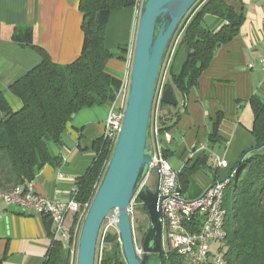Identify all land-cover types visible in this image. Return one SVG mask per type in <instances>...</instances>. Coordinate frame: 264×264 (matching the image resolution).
I'll return each mask as SVG.
<instances>
[{
	"label": "trees",
	"instance_id": "1",
	"mask_svg": "<svg viewBox=\"0 0 264 264\" xmlns=\"http://www.w3.org/2000/svg\"><path fill=\"white\" fill-rule=\"evenodd\" d=\"M138 1L80 0L84 45L79 58L61 66L34 46L32 49L41 57V62L9 86L11 94L21 102V108L13 110L5 93L0 91V192L9 193L32 183L46 165L55 161L50 145L61 143L68 123L80 110L116 100L121 81L106 71L109 61L117 57L106 47L107 24L113 11L135 8ZM234 3L239 0H199L182 21L169 49L171 53L178 39L164 86V89H172L175 97L187 98L198 86L218 49L240 35L245 16L236 11ZM127 52L119 47L118 59H123ZM181 60L184 61L179 73H175L174 66ZM249 104L254 113L252 134L256 146L244 153L237 171L226 179V238L219 250L229 264H264V100L254 95ZM178 108V103L175 107L161 103L157 123L161 136L170 132L181 119ZM221 121L220 115L209 137L211 143L220 140ZM114 146L110 139L98 140L95 159L86 174L76 181L75 199L82 207L88 205L86 214ZM162 149L167 160L173 156V150L163 138ZM211 159L209 154L203 153L194 162L184 165L179 176L183 195L190 191L197 171L212 170L214 183L217 181L218 171L213 169ZM43 218L51 238L44 264H71L70 250L55 239L52 219L47 215ZM195 218L198 217L193 221ZM78 221L79 214H76L72 235ZM104 244L98 264H127L118 233H107ZM156 256L160 264H187L172 250H163Z\"/></svg>",
	"mask_w": 264,
	"mask_h": 264
},
{
	"label": "crops",
	"instance_id": "2",
	"mask_svg": "<svg viewBox=\"0 0 264 264\" xmlns=\"http://www.w3.org/2000/svg\"><path fill=\"white\" fill-rule=\"evenodd\" d=\"M79 3L80 0H0V91L13 110L20 109L21 102L11 94L9 86L41 62L32 47H39L61 66L81 55L84 33ZM234 6L245 16L240 35L218 49L187 98L175 97L181 119L170 131L171 143H166L178 158L176 171L203 153L219 157L226 167L216 169L217 181L228 179L244 153L256 146L249 101L254 95L264 100V70L260 65L264 57V0H239ZM137 18L136 7L113 11L109 16L106 47L117 57L109 61L106 71L121 82L128 77ZM119 47L128 51L123 59H118ZM183 61H179V69ZM109 107L110 104L83 108L72 117L61 143L50 145L55 161L32 182L37 194L69 200L77 179L86 174L96 157L95 144L104 135ZM220 115V140L211 143L209 137ZM192 179L199 183L192 199L202 196L214 183V177L209 179L201 170ZM50 246L43 216L0 201L2 264H44Z\"/></svg>",
	"mask_w": 264,
	"mask_h": 264
},
{
	"label": "water",
	"instance_id": "3",
	"mask_svg": "<svg viewBox=\"0 0 264 264\" xmlns=\"http://www.w3.org/2000/svg\"><path fill=\"white\" fill-rule=\"evenodd\" d=\"M198 1L142 0L121 131L85 217L76 264H96L99 235L105 220L112 217L113 212L118 213L116 227L127 264H150L152 255H161L163 252L160 177L156 191L144 185L154 159L151 135L153 109L172 41L182 21ZM162 103L174 107L177 105L172 89H165ZM178 193H181L180 188ZM136 197L147 208L150 220L142 241V257L136 250L129 212Z\"/></svg>",
	"mask_w": 264,
	"mask_h": 264
},
{
	"label": "built area",
	"instance_id": "4",
	"mask_svg": "<svg viewBox=\"0 0 264 264\" xmlns=\"http://www.w3.org/2000/svg\"><path fill=\"white\" fill-rule=\"evenodd\" d=\"M141 3L142 0H139L136 7L138 11H140ZM173 53L174 50L167 55L157 88L151 130L154 159L147 178H150L151 172H155L157 176L160 177L159 209L161 211H169L176 253L185 259L187 264H226L225 256L219 250L223 242H220V225L216 224L217 214L211 215L210 218H195L194 227L183 228V221L190 217V211L195 210L196 204H207L210 197L216 194V189H218L219 182L221 181L213 183L205 190L202 196L196 199H186L183 197L184 195L179 181L180 172L184 165L180 171L174 170L163 154L162 138L167 144H170L172 141V134L171 132H166L161 136L157 123L161 113L160 106L165 91L164 86L167 80V72L171 62L170 57ZM128 58L130 67V61L132 63L133 58V49ZM260 65L264 70V57L260 60ZM129 81L130 72L128 73V77L121 82L120 89L116 94V100L110 104L109 114L105 122L103 137L110 139L114 145L121 131V122H123L124 119ZM212 165L215 169L226 167V163L215 155L212 157ZM179 188L181 189V193H178ZM75 195L76 190L67 201L49 199L37 194L34 191L33 183H28L25 186H19V191L16 192L15 196L0 194V201L5 202L7 205L19 206L23 212L33 211L41 216H49L53 221L55 239L61 242L66 249L70 250L71 264H76L80 233L87 215L86 209L88 205L82 207L76 201ZM132 210L131 204L129 207L131 215ZM76 214H79V221L72 235L73 216ZM82 220L83 223L81 224ZM117 220L118 218H115L114 222L116 223ZM213 244H217L218 247H213ZM136 250L138 255L142 257V248L139 249L136 247Z\"/></svg>",
	"mask_w": 264,
	"mask_h": 264
},
{
	"label": "rangeland",
	"instance_id": "5",
	"mask_svg": "<svg viewBox=\"0 0 264 264\" xmlns=\"http://www.w3.org/2000/svg\"><path fill=\"white\" fill-rule=\"evenodd\" d=\"M138 14H139V11H138ZM136 30H137V26H136ZM135 37H136V34H135ZM177 40H175V42L173 43L172 50L175 49ZM134 44H135V40H134ZM132 49L134 51V46ZM130 68H131V61H130L129 72H130ZM174 72L179 73V62H177L175 64ZM168 162L174 170L179 168V161H178L177 157L171 156L168 159ZM201 174L208 177L209 179H213V173H211L210 171H208L206 169L201 170ZM151 176H152V183H150V178H146V180L144 181V185H147L152 191H156L158 176L155 172H151ZM196 185H199V183H197V181H195V179H194L190 191L188 192L187 195H184L183 197L186 199H192L195 196ZM132 208H133V210H132L131 217H132L135 244H136V247L140 249V248H142L143 238L149 229L150 220H149L147 208L142 204V201L140 199H138L137 197L132 202ZM113 216L114 217L107 218L105 220L103 226H102V229H101V232L99 235L98 245H97L96 264L99 263L100 257L102 255L103 249L105 247V244H104L105 235L109 232L119 234L117 227H116V223L114 222L115 218L116 219L118 218V214L116 212H113ZM213 247H218V245L213 244ZM150 264H160L156 255H152L151 260H150Z\"/></svg>",
	"mask_w": 264,
	"mask_h": 264
},
{
	"label": "bare ground",
	"instance_id": "6",
	"mask_svg": "<svg viewBox=\"0 0 264 264\" xmlns=\"http://www.w3.org/2000/svg\"><path fill=\"white\" fill-rule=\"evenodd\" d=\"M121 122V127H122ZM237 171V170H236ZM234 171L233 173H235ZM233 173L230 175V177L233 175ZM230 177L228 179H230ZM227 179V180H228ZM227 180H223L219 182L218 189H216V194H213L212 197H210L207 204H196L195 210L190 211V217L186 218L185 221H183V228H191L194 227L195 221H193L194 217L198 218H210L211 215L217 214L216 217V224L219 226V234H220V242H224L226 238V230H225V223H226V210L224 208V195H225V189L227 185ZM19 191L18 189H15L9 193H2L7 196H15L16 192ZM162 212V226H163V250L165 251H175L176 247L174 245V234L172 230V223L171 218L169 217V211H161ZM226 264L228 263V260L225 258Z\"/></svg>",
	"mask_w": 264,
	"mask_h": 264
}]
</instances>
